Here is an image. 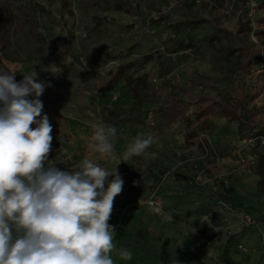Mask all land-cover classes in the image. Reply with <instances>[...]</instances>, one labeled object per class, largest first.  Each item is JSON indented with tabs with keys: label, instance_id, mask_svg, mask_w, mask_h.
Segmentation results:
<instances>
[{
	"label": "rangeland",
	"instance_id": "obj_1",
	"mask_svg": "<svg viewBox=\"0 0 264 264\" xmlns=\"http://www.w3.org/2000/svg\"><path fill=\"white\" fill-rule=\"evenodd\" d=\"M63 1L65 6L61 0H0V5H7V11L14 12L13 26L18 17H24L18 8L26 10L32 2L45 7V11L31 16L38 18L37 28L46 44L55 46L47 63L45 55L43 60L13 62L1 52L0 60L8 71L17 72V81L22 79V73L35 71L39 80L51 85L39 97L43 113L53 126L47 163L67 170L89 158L111 171L138 133L151 135L153 143L144 154L116 165L123 186L142 185L131 189L128 204L118 208L126 214L125 218L114 222L115 214H111L108 221L115 233H122L125 247L136 250V259H149L148 263L156 260V264H223L227 236L239 232L228 244L231 260L264 264V215L262 219L257 216L264 209V192L255 188V155L250 149L257 140L264 139L257 133L259 127H264V111L254 122L240 127L226 118L213 119L211 128L202 130L192 144L184 141L179 118L168 122L163 111H159L166 108L164 111L173 115L177 107L186 106L172 100L177 95L185 100L187 95L181 94V88L196 78L202 86L198 88L206 92L242 91L249 102L264 106V66L258 65V69L247 73L243 56L228 55L217 41L216 46L209 45L207 38L216 32L212 22L190 30L173 28L172 22L185 16L180 0ZM209 3L210 9L202 12L204 16H217L221 26L234 31L243 8L240 0ZM161 7L165 8V17L158 21L150 13ZM262 12L258 8L252 15L248 12V18L253 19L252 28L256 27L254 15ZM15 35L20 36L18 29ZM252 38L258 40L254 33ZM104 42L120 58L95 63L92 48ZM144 53H150V59L143 61L139 57ZM129 60L135 63L126 66L125 75H148L142 103L137 106L122 78L109 82L117 64ZM159 60L166 67L163 72ZM100 120L117 128L111 158L88 149L91 125ZM209 165L216 171H208ZM235 190L253 197L256 192L259 206L254 207V202L244 207L235 205L227 194ZM118 198L117 195L114 202ZM130 215H135L132 220ZM254 237L255 244L262 243L261 249L254 247ZM149 248L156 250L153 256L148 253Z\"/></svg>",
	"mask_w": 264,
	"mask_h": 264
},
{
	"label": "clouds",
	"instance_id": "obj_2",
	"mask_svg": "<svg viewBox=\"0 0 264 264\" xmlns=\"http://www.w3.org/2000/svg\"><path fill=\"white\" fill-rule=\"evenodd\" d=\"M16 73L0 71V264L131 260L108 223L124 183L116 165L144 154L153 137L138 133L111 171L89 158L67 170L48 164L53 126L39 97L51 85L35 71L19 81ZM91 128L88 149L111 158L117 128L103 120Z\"/></svg>",
	"mask_w": 264,
	"mask_h": 264
},
{
	"label": "trees",
	"instance_id": "obj_3",
	"mask_svg": "<svg viewBox=\"0 0 264 264\" xmlns=\"http://www.w3.org/2000/svg\"><path fill=\"white\" fill-rule=\"evenodd\" d=\"M181 6L184 8L183 19H177L172 22L173 28H179L180 30H190L198 27L201 23L212 22V25L216 32L209 35V45L216 46V41L221 44V50L225 51L228 55L239 54L245 58L243 68L247 73L252 70H256L261 65L264 66V0H257L256 8L261 9L263 12L260 15H254V22L256 27L252 28V17L248 18V10H246V1L240 0V4H243L241 14L238 16L237 26L234 31L224 28L220 24V19L217 16H213L210 19L204 16L202 13L206 9H210V1L213 0H180ZM218 4H223L224 0H216ZM233 2V1H232ZM62 6H65V2L61 0ZM194 9L192 10V6ZM26 10L18 8V12H22V16L18 17L13 26L14 12L7 11V5H0V52L8 61H24V60H43L47 63L49 57L55 52V46L52 43L46 44V38L38 30V18L33 15H37V12L45 11V7L39 3L32 2V5ZM22 9V10H20ZM192 10V11H191ZM163 12L159 13L155 19L158 21L164 19ZM21 19V20H19ZM20 32V36L15 35L16 31ZM251 32L256 35V41L251 39ZM13 36L14 39H10ZM236 40V44L232 41ZM27 42V43H26ZM32 43L33 46H30ZM185 47L187 44H184ZM133 48L130 49V51ZM95 52L94 62L105 63L108 59L120 58V56L114 55L112 52V46L108 43H101L100 45L92 48ZM263 54V55H262ZM139 57L144 61L150 59V53L140 54ZM135 60H129L126 63L120 62L117 64L116 71L109 80V82H115L122 78L129 90L132 93V99L134 105L142 103L143 91L146 88L148 82V76L146 73H139L132 75H125V68L127 65H133ZM263 64V65H262ZM159 65L162 66L161 72L165 71L163 62L159 60ZM259 65V66H258ZM5 63L0 60V71H8ZM263 73V72H261ZM197 77H201L197 74ZM198 79H194L191 84H185L181 88V94L187 95L184 98L177 95V98H173V102L179 106L186 104L184 107H177L175 114L171 115L169 112L164 111L166 108L159 111H163V118L168 122H172L179 118L182 122L184 129V141L191 143L192 139L200 134L204 129H210L213 119L226 118L233 122L236 126L250 124L256 120V117L264 111V106L260 104H253L246 99L247 94L245 92H233L218 91L216 93L206 92L200 88L197 83ZM200 87V88H198ZM254 98V95H253ZM251 101V100H250ZM191 106V108H189ZM188 107V108H187ZM158 111V110H157ZM170 115V116H169ZM257 133L264 137V127H259ZM251 152L255 155L254 170L259 175L257 180V187L260 191L264 192V146H261V142L257 140L250 146ZM247 163H250L249 161ZM264 215V214H263ZM262 215V216H263ZM237 234L233 233L227 236L225 245L223 248L224 262L223 264H233V260L228 255V244Z\"/></svg>",
	"mask_w": 264,
	"mask_h": 264
},
{
	"label": "crops",
	"instance_id": "obj_4",
	"mask_svg": "<svg viewBox=\"0 0 264 264\" xmlns=\"http://www.w3.org/2000/svg\"><path fill=\"white\" fill-rule=\"evenodd\" d=\"M95 57V56H94ZM113 60V59H112ZM117 67V66H116ZM115 67V68H116ZM115 71H116V69L114 70V72H113V74L115 73ZM113 74H112V76H113ZM139 74V73H138ZM148 76V75H147ZM111 79V78H110ZM109 79V80H110ZM173 122V121H172ZM60 125H61V123H60ZM60 127V126H59ZM183 138H184V136H183ZM193 143V139H192V142L191 143H188V144H192ZM254 154V153H253ZM253 170H254V167L252 168ZM207 170L208 171H210V172H215L216 171V168L215 167H212V166H208L207 167ZM255 171V170H254ZM258 178H259V175L256 173V171H255V188H256V190L258 191L259 189H258V187H257V180H258ZM140 186H142L141 184H134L133 185V187L132 188H129V186H128V184L127 185H125V186H123V190H122V193L120 194V195H118V199H117V201L116 202H114V205H113V211H112V214H115V216H114V222H120L121 221V219H124L125 218V215L126 214H123L124 212H123V210L122 209H118V208H120V207H122V206H124L126 203L125 202H127V197H128V195H129V192H131L132 190L134 191V190H136L137 188H140ZM132 189V190H131ZM260 191V190H259ZM227 194H228V199L232 202V203H234L235 205H237V206H242V207H244V206H246V205H248V204H250V202H254V207H258L259 206V204H260V202L258 201V197H257V194H256V192H254V197L253 196H249L248 194H246L245 192H243L242 190H235V191H228L227 192ZM127 204H128V202H127ZM160 206V205H159ZM158 206V207H159ZM118 211H121V214L120 215H118ZM257 214V213H256ZM255 213H254V215H256ZM264 214V209H263V212H262V214H259V215H257L259 218H261L262 219V215ZM134 216L135 215H130V220H132L133 218H134ZM117 218V219H116ZM139 221H141V220H139ZM237 235V237L239 236V232H237L236 233ZM118 236V237H117ZM121 238H122V233H115V236H114V241H117V242H115L114 244H116L117 246H115V248L116 249H120V248H124V249H126V250H129L127 247H125V242H121ZM254 239H255V241H254V247L256 246V248L258 247V249L262 246V243L260 242V241H258V243H256L255 244V242H257V240H256V237H254ZM161 247V246H160ZM261 249V248H260ZM129 251H132L131 253H132V259L131 260H122V259H120L118 256H116L115 254H113V259H114V261H115V264H156V260H154L153 262H150V263H148V260L149 259H147V258H141V259H136L135 258V252H136V250H129ZM155 251L156 250H154V251H152L150 248H149V250H148V253L150 254V256H153V254H155ZM135 254V255H134ZM232 259V258H231ZM233 261L234 262H237L238 264H240V263H242L241 261H239V260H236V259H234L233 258ZM256 260H254V262H255ZM259 261V260H258ZM257 263V262H256Z\"/></svg>",
	"mask_w": 264,
	"mask_h": 264
},
{
	"label": "built area",
	"instance_id": "obj_5",
	"mask_svg": "<svg viewBox=\"0 0 264 264\" xmlns=\"http://www.w3.org/2000/svg\"><path fill=\"white\" fill-rule=\"evenodd\" d=\"M197 1H198V0H197ZM246 4H247L246 6H248V12H249V15H252V13H253V11H254V8H256V2H254V0H247V1H246ZM254 4H255V5H254ZM163 10H165L164 7H161V9H160V8H154L150 14H151V16L156 17L159 13L163 12ZM252 33H253V32H251V36H252ZM252 40H253V41H256V40H254V38H252ZM263 61H264V60H263ZM252 139H254V137H253V138H249L247 141L251 142ZM244 141H245V140H244ZM249 142H248V143H249ZM261 142H264V139H261ZM240 160L243 161V158H240ZM156 204L159 206L158 202H156Z\"/></svg>",
	"mask_w": 264,
	"mask_h": 264
}]
</instances>
